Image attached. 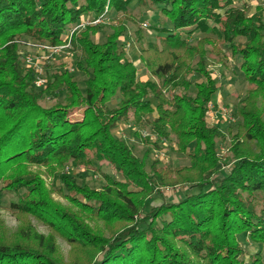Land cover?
I'll return each mask as SVG.
<instances>
[{
	"label": "trees",
	"instance_id": "trees-1",
	"mask_svg": "<svg viewBox=\"0 0 264 264\" xmlns=\"http://www.w3.org/2000/svg\"><path fill=\"white\" fill-rule=\"evenodd\" d=\"M146 0H0V198L20 217H34L85 256L72 264H264L261 253L246 260L239 236L264 246V7H236V0H148L160 10L159 42L140 48L150 77L141 80L120 42L124 26L113 27L105 43L93 37L99 26L70 35L83 20L111 10L127 13ZM250 4V3H249ZM209 35L196 46L195 33ZM24 38L51 46L71 44L80 60L74 71L88 79L83 92L66 68L46 69L36 87L35 68L23 69ZM227 46L241 59L249 88L238 111L242 123L232 139L233 160L219 154L224 137L207 116L222 84L208 71L207 44ZM64 67V66H62ZM203 81L190 93L191 78ZM41 89V90H40ZM174 91L169 97L168 93ZM64 104L42 105L43 98ZM114 106V107H112ZM84 109L83 118L69 119ZM148 123L162 139H177L190 166L174 172L138 158L115 130L130 115ZM149 117L152 120L149 121ZM109 163L106 185L92 189L62 174L72 163L95 170ZM61 184L68 206L55 201L42 173ZM225 167H229L226 171ZM178 177L171 182L172 174ZM186 186L197 193L164 201L147 211L161 188ZM92 222L122 226L106 236ZM53 238L23 232L9 239L0 231V264H66Z\"/></svg>",
	"mask_w": 264,
	"mask_h": 264
},
{
	"label": "rangeland",
	"instance_id": "rangeland-1",
	"mask_svg": "<svg viewBox=\"0 0 264 264\" xmlns=\"http://www.w3.org/2000/svg\"><path fill=\"white\" fill-rule=\"evenodd\" d=\"M245 5H250L252 7V12H255L257 7H264V0H236V7L244 8ZM163 20L159 8L150 4L148 0L145 1L144 5L133 2L127 13L111 10L109 14L106 15L105 22L99 25L100 32L93 37V40L101 44L105 43L106 36L113 33V27L124 26L126 31L120 37L121 45L126 51L129 60L136 65L139 78L145 81L150 75L140 62V48L149 42H159L157 25H163ZM145 24H148V27H145ZM208 36L207 34L197 32L190 38V44L196 46L201 40ZM213 43L214 44H207L206 46L208 50L207 66L212 77L222 84V89L214 96L212 101V104L215 106L213 111H217V116L219 117L218 121L212 124H217L220 132L224 136L218 143L219 154L233 160V155L230 152L233 144L232 139L238 136L239 133L238 129L239 125L242 123V119L238 111L242 108L244 100L247 97L249 85L240 68L241 59L233 56L227 49V46L217 41H213ZM43 44L46 43H38L28 38L22 40L20 55L22 57L23 69L28 70L30 68H35L37 78L39 76L45 78L46 69L51 71L55 69L58 70L59 68L75 69L77 62L81 58L79 52L73 53L70 50V54H62L58 57L43 59L42 57L47 55L40 50V45ZM37 68L42 70L41 75L40 72L38 74ZM71 73H74V80L78 83L80 89L85 92V83L88 79L87 75L78 70ZM190 80L193 84L190 93L195 95L197 92L196 85L202 82L203 79L199 74H195ZM173 92L172 90L168 93L169 97L172 96ZM64 97L65 93L61 91L57 100L43 98L41 104L52 105L58 103L63 105L65 102ZM259 106L264 111L263 99H259ZM222 110L228 112V116H224ZM83 115L84 109H75L70 112L69 119L77 121L82 119ZM150 120H152V117H149V121ZM114 133L118 138L127 143L138 158L145 159L148 172L151 169L152 163L155 161L161 163L159 166L160 168H167L171 172H174L176 169L190 166L189 157L179 152L177 139L175 137H171L168 140L159 138L154 133L153 127L150 124H137L132 114L128 120L118 126ZM32 170L42 173L41 175L46 186L52 193V198L68 206L66 198L60 192L61 184L57 178L47 173L45 169L33 167ZM225 170L228 171L229 167H225ZM61 173L75 177L79 185H87L92 189H101L106 185L104 173L115 176L114 169L106 162L97 164L95 170H88L83 166L80 167L70 163ZM171 177V182L178 183L176 174L173 173ZM191 193H197V191L187 188L186 186H168L166 188H161L160 193L153 196L150 205L147 207V211L152 207H160L164 201H176ZM17 201L18 198L10 193H5L0 198V231L6 238L16 239L19 237L20 233L29 232L31 229L32 232H36L45 238H53L52 242H54L57 251L56 256L66 264L85 262V256H83V254L74 250L68 242L59 236L54 235L46 224L34 217L18 216L11 206L12 203ZM91 225L99 228L107 237L111 235L112 231L122 226L121 224L111 226L104 222H92ZM239 240L245 248L246 260H249L252 255L257 253H261L264 258V246L253 244L247 234L239 236Z\"/></svg>",
	"mask_w": 264,
	"mask_h": 264
},
{
	"label": "built area",
	"instance_id": "built-area-1",
	"mask_svg": "<svg viewBox=\"0 0 264 264\" xmlns=\"http://www.w3.org/2000/svg\"><path fill=\"white\" fill-rule=\"evenodd\" d=\"M105 22V15L95 19V20H83L79 25H76L75 27H73L70 30V35H73L76 32H80L84 29H86L87 26H99L102 25ZM145 27H148V24H145ZM40 50L42 52H44L45 55L44 57H42L43 59H50L53 57H58L62 54H70L71 53V44L68 43L66 45H62V46H51V45H47V44H43L40 45ZM67 70L71 73L74 71V69L71 68H67ZM38 74L40 72V75L42 74V70L37 68ZM45 85V79L42 78L41 76L38 77L37 81H36V87L41 88ZM214 105L212 104V102L208 105V109H207V116L209 118V120L214 123L215 121H218L219 117L218 112H214ZM222 113H224V116H228V112H226L225 110H222ZM232 119V118H231ZM164 155V154H161Z\"/></svg>",
	"mask_w": 264,
	"mask_h": 264
}]
</instances>
